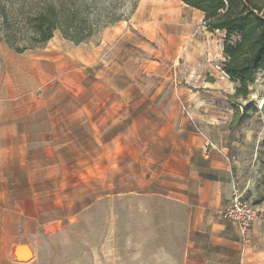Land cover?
<instances>
[{
    "label": "rangeland",
    "instance_id": "rangeland-1",
    "mask_svg": "<svg viewBox=\"0 0 264 264\" xmlns=\"http://www.w3.org/2000/svg\"><path fill=\"white\" fill-rule=\"evenodd\" d=\"M203 20L180 0H140L130 19L80 44L56 31L18 53L0 32V237L20 199L67 205L51 206L47 228L23 224L33 264H184L181 207L147 195L137 178L151 130L168 122L223 125L239 162L237 189L264 201V71L248 97L235 96L222 71L225 32ZM4 51L43 52L59 64L40 57L22 70L5 62ZM251 124L253 146L244 134ZM116 145L123 146L117 161Z\"/></svg>",
    "mask_w": 264,
    "mask_h": 264
},
{
    "label": "crops",
    "instance_id": "crops-1",
    "mask_svg": "<svg viewBox=\"0 0 264 264\" xmlns=\"http://www.w3.org/2000/svg\"><path fill=\"white\" fill-rule=\"evenodd\" d=\"M207 123L197 130L182 121L165 123V129L157 134L152 129L136 159L142 164L137 178L147 195L163 197L181 207L188 242L184 264H264V215L244 236L238 226L219 214L237 189L239 162L232 156L231 140L224 138L223 125ZM248 126L245 141L253 146L256 129ZM122 147L118 151L116 145L115 161L123 154ZM117 172L122 169L115 168ZM22 200L8 209V229L0 237V264H33V251L20 240L23 224L32 229L47 228L54 223L47 217L51 206L67 207L56 198L39 199L34 194ZM259 203L264 206V201ZM29 205L33 213L26 212ZM20 247L30 249L28 260L20 259Z\"/></svg>",
    "mask_w": 264,
    "mask_h": 264
},
{
    "label": "trees",
    "instance_id": "trees-1",
    "mask_svg": "<svg viewBox=\"0 0 264 264\" xmlns=\"http://www.w3.org/2000/svg\"><path fill=\"white\" fill-rule=\"evenodd\" d=\"M140 0H0V32L16 52L40 47L56 31L80 44L130 19ZM204 14L209 31H224L222 70L235 96L251 93L264 71V0H180ZM259 203V202H258Z\"/></svg>",
    "mask_w": 264,
    "mask_h": 264
},
{
    "label": "built area",
    "instance_id": "built-area-1",
    "mask_svg": "<svg viewBox=\"0 0 264 264\" xmlns=\"http://www.w3.org/2000/svg\"><path fill=\"white\" fill-rule=\"evenodd\" d=\"M224 74L227 76L225 72ZM219 214L238 226L242 234L247 236L253 224L263 218L264 206L248 199L243 192L236 189L231 200L220 209Z\"/></svg>",
    "mask_w": 264,
    "mask_h": 264
},
{
    "label": "bare ground",
    "instance_id": "bare-ground-1",
    "mask_svg": "<svg viewBox=\"0 0 264 264\" xmlns=\"http://www.w3.org/2000/svg\"><path fill=\"white\" fill-rule=\"evenodd\" d=\"M60 46L62 47V48L60 47V49L63 50V44H60ZM66 51H68V53H70V55H73V56L80 54L78 50H74V49H70V48H68ZM3 54H4L5 62L10 67L13 66L14 68H20L22 70L23 69L29 70L30 68L35 67L38 64L39 60H41L40 57H44V58L48 57L49 62H51L53 66H58V64H59L57 61L58 56L45 55L43 52H30V53H27L23 56H14L13 54L9 53L8 51H4ZM52 60H56V61H52ZM263 100H264V97H262L259 100V102H258L259 107L261 106Z\"/></svg>",
    "mask_w": 264,
    "mask_h": 264
},
{
    "label": "water",
    "instance_id": "water-1",
    "mask_svg": "<svg viewBox=\"0 0 264 264\" xmlns=\"http://www.w3.org/2000/svg\"><path fill=\"white\" fill-rule=\"evenodd\" d=\"M261 111L264 113V100L260 106ZM20 251H21V256L20 259L21 260H28L31 256L30 253V249L29 248H24V247H20Z\"/></svg>",
    "mask_w": 264,
    "mask_h": 264
}]
</instances>
